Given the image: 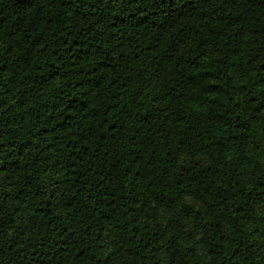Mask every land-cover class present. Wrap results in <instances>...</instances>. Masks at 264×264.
Listing matches in <instances>:
<instances>
[{"label": "trees", "instance_id": "trees-1", "mask_svg": "<svg viewBox=\"0 0 264 264\" xmlns=\"http://www.w3.org/2000/svg\"><path fill=\"white\" fill-rule=\"evenodd\" d=\"M0 264H264V0H0Z\"/></svg>", "mask_w": 264, "mask_h": 264}]
</instances>
